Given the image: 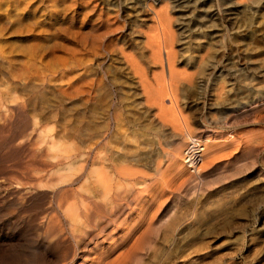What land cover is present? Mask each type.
Segmentation results:
<instances>
[{
    "label": "bare ground",
    "instance_id": "bare-ground-1",
    "mask_svg": "<svg viewBox=\"0 0 264 264\" xmlns=\"http://www.w3.org/2000/svg\"><path fill=\"white\" fill-rule=\"evenodd\" d=\"M106 1L125 4L141 18L144 0ZM160 1L178 10L174 30L182 36L174 38L164 2L152 13L155 23L143 31L135 54L117 41L123 26L117 14L97 0H0V264L141 263L155 216L145 217L156 198L145 197L148 188L153 190L152 179L164 171L198 179L203 159L218 153L215 137L205 146L194 137L196 129H206L200 120H194V131L185 114L186 121L176 116L174 95L166 93L176 74H186L183 82L195 96L180 106L197 111L201 104L209 125L228 130L234 114L237 123L243 118V124L264 128V0ZM178 44L189 51L184 53L188 72L176 68ZM112 53L135 78L141 114L157 119L165 101L175 109L171 115L175 111L180 131L169 127L174 147L164 168L148 162L149 173L144 170L147 147L131 136L141 122L128 120L130 105L139 103L130 102L124 87L113 82L108 65H89L91 57ZM258 134H239L225 143L257 146L264 143V130ZM182 139L183 148L176 146ZM157 147H149L155 156ZM150 173L152 178L145 175Z\"/></svg>",
    "mask_w": 264,
    "mask_h": 264
},
{
    "label": "rangeland",
    "instance_id": "rangeland-1",
    "mask_svg": "<svg viewBox=\"0 0 264 264\" xmlns=\"http://www.w3.org/2000/svg\"><path fill=\"white\" fill-rule=\"evenodd\" d=\"M97 1L101 2V5L107 7V10L110 11L111 14H117L120 23L123 25L121 28L123 31L121 30L122 32L120 31L118 36L120 41L118 39L117 41L120 45L123 44V46H125V50L127 52L129 51L132 53H135L134 51L138 50V47L142 45V41L144 39L143 31H146V28L153 27L152 24H154L155 22L153 20L154 17L152 18V13L154 11H158L160 8H163L165 2L160 0H144L141 4L142 6L139 13V17L141 18H136L131 13V10L125 8V4L121 3L119 4V6L111 4V6L110 4L107 5L108 1L106 0ZM165 4L167 3L165 2ZM165 7H167V9L165 8V13H167L168 11L166 15L168 17H174L171 20L169 17V25L173 31L174 29H177V26L175 24L178 10L169 8V5ZM170 21L172 26L170 24ZM173 34H176L174 35L175 39L182 36L181 34H179V30H174ZM119 44L118 46H120ZM182 45H175V49L177 50H175L177 54L175 64L176 68L178 67L180 68V70L182 69L188 72V68L186 67V65L188 64L184 63V57L188 54L189 51L184 48L185 44ZM91 58L92 60L90 61L89 65H108L109 69L111 70V77L113 82L116 83V85L119 84L122 85L121 87H124L125 91L127 92L125 93L128 100L130 99V102L131 100H136L139 103L138 105H130L128 120L130 122H141L139 128L136 129L135 132H131L135 133L133 135L131 134V136L135 137L134 141L139 142L142 146L144 145L143 147L141 146L142 149L147 147L144 151L146 152V157L144 159L145 165L148 162L149 163L147 165L151 163H159L161 168H164L165 163L169 161L168 155L171 151L170 146L174 147V145L169 143L167 138L168 133H170L171 131L169 127H171V129L172 127H174L172 131L175 130V133L180 131L179 127H177L175 111L177 113V117L178 115H182L181 118H183V114H185L184 118H186L187 121L184 118L183 120L188 124H191V126L189 125V128H192H190L191 130L195 131L194 128H196L194 120H200L205 125V131L200 132L199 129H196L195 131L197 135H195L194 137L199 138L198 140L201 141L200 146H205V140L208 139V141H211L215 137V140L213 142L216 147L214 148L217 149L218 153L216 152L213 158L207 160L206 158L203 159L204 163L200 165V170L202 171H200V176L198 179H191L192 177H188V174L186 173L174 175L172 174V172L169 174V172L166 171L163 172L162 176H166L168 179H163H166L167 181L162 180V176L161 178L156 177L157 179H152V181L155 182L154 184H152L153 182L151 183L153 190H151V187L150 189L148 188L147 191H145V197H148V195L150 196L153 193L154 195H156V201L154 200V202H151L146 206L147 216L145 215V217L150 216L152 220V217L154 215L155 216L152 220V224L150 225V227H148L149 229H147L148 234H146L145 237L144 255L141 259L140 264H264V143H259V145L257 144V146L251 145L249 147L245 146L241 148L229 146L225 143V141H229L232 137L234 139L235 137L238 138L239 134L240 136H243V134L245 135V133H248V135L252 133L253 135L258 133V135H263L264 128L262 129L259 124H243V118L242 120L241 118L239 119L241 120V122H238V124L236 122L238 120V117L234 116V114H231V116H229L228 118V125L231 128H229L228 130L225 129L227 130L225 131L223 128H217L216 125H214L213 127V123L210 125L208 124L206 113L204 112V108L200 106L201 104L198 105L197 111H195L194 107H181L180 105L184 100L189 105L190 102H192V100L194 101L195 98L192 92H190V87L188 86L189 84H185L188 82H183V77H185V79L187 78L186 74H184L182 78L180 76L183 74H178V76L176 74V77L173 78L174 81L177 79V77L181 80L177 79L176 84H174L175 82L173 80V83L169 82L171 83V86H173L171 87L167 85L169 87V91L167 90L168 87L165 85V90L168 91L166 93H171V97L172 95H174V97L178 99L177 100L173 97L174 101L177 102V104L175 103V105H173L174 108L176 107V110L173 109V106L172 108H169L168 102L165 101V104L167 105V111L166 109H164L165 111H163L164 113H166V115L164 113H160L161 115L159 114L158 117H162V120L163 118L165 120L166 117H169L166 118V120H170H165L167 122L166 123L164 121H159L158 117L157 120L155 116H152V118H150L151 116H144L143 113L141 114V109H144V105L142 103L140 91L138 90L139 88H137L138 86H136L137 83H133V79L135 82V78H133L134 76L130 75L129 71L126 72L124 68L125 65L122 63L121 57H119L116 53H112L109 55L95 56ZM155 72L158 71L155 70ZM177 82H179L180 84H177ZM176 87H178V89H176ZM174 89H176L177 94H174V92L176 93ZM163 93L164 90H162L161 94ZM202 101H205V97L202 98ZM171 109L175 110L173 113V118L171 115ZM177 109L182 110H180L179 112ZM154 117L155 119H153ZM150 120L152 122H149ZM143 121H146L148 123L143 124ZM169 121L171 124H168ZM171 121H173L176 126ZM162 123L165 124L166 127L162 130L161 133L158 128H160V125ZM144 125L146 127H144ZM143 129H146V133ZM148 129H150L151 131ZM157 130L160 132H158ZM154 131L158 132L156 133L160 135L159 138L157 134L155 135ZM141 132L144 135L147 134L148 137L147 135H142ZM147 132L150 133V137L149 133ZM138 133L140 134V136ZM153 136L156 137L153 138ZM151 137L153 140L150 139ZM164 137L165 139L167 138L166 141L165 139H163ZM156 138L157 140H154ZM144 141L147 146L145 145ZM156 141H160L161 143H157ZM147 142H149V144ZM162 143H164L163 145L168 146L164 147L163 145H161ZM180 143L181 148H183L185 139H182L178 144L176 143V146L180 145ZM152 145L156 147L158 146L157 148L160 149L159 151L162 153L159 152L158 155L155 156L154 151H151V149H153ZM162 146L164 149H167L165 150L166 152L163 151ZM156 157L161 159H156ZM149 158L150 160H148ZM208 160H210L211 162ZM147 165L145 166L144 170H146V173H149V167ZM150 174L151 175H145L152 178V173ZM177 176L178 179H180V177L184 179H180L181 181H178L176 180ZM171 177L174 180H172ZM158 179H161L163 183L160 180L158 181ZM168 180L170 181V183L168 182ZM197 180L198 182H196ZM180 182H184L182 183L183 186ZM190 182L195 184L193 185ZM161 184L164 188L160 186ZM154 210L156 214H154ZM151 213H153V216L151 215Z\"/></svg>",
    "mask_w": 264,
    "mask_h": 264
},
{
    "label": "built area",
    "instance_id": "built-area-1",
    "mask_svg": "<svg viewBox=\"0 0 264 264\" xmlns=\"http://www.w3.org/2000/svg\"><path fill=\"white\" fill-rule=\"evenodd\" d=\"M188 146H190V147H195V149H197V148H196L197 146H196L195 144H193V143H189ZM195 153H196V152H195ZM195 153L192 155V157H191V161H193L194 164L196 165V164L198 163V161H199V158H198V156H197Z\"/></svg>",
    "mask_w": 264,
    "mask_h": 264
}]
</instances>
